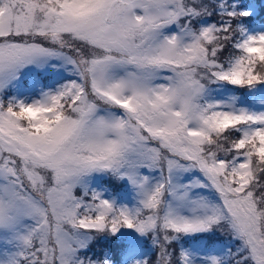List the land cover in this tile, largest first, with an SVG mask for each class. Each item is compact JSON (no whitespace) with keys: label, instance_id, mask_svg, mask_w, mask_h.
I'll return each mask as SVG.
<instances>
[{"label":"snow or ice","instance_id":"obj_1","mask_svg":"<svg viewBox=\"0 0 264 264\" xmlns=\"http://www.w3.org/2000/svg\"><path fill=\"white\" fill-rule=\"evenodd\" d=\"M249 15L233 0H0V264H113L90 250L122 231L138 240L120 264H264ZM214 232L235 247L182 243Z\"/></svg>","mask_w":264,"mask_h":264},{"label":"rangeland","instance_id":"obj_2","mask_svg":"<svg viewBox=\"0 0 264 264\" xmlns=\"http://www.w3.org/2000/svg\"><path fill=\"white\" fill-rule=\"evenodd\" d=\"M233 2L236 5H237L238 2H240L241 4L245 2L244 5H243V8H241V9L245 10V11H248L249 13L256 14L259 11V5H258L257 0H234ZM253 22H256V20H253L251 23H253ZM255 24H258V23H255ZM255 32H264V26H262L260 24L258 29H256L252 33H255ZM61 75H63V73H61ZM68 78H70V77H68ZM217 95L218 96H223L224 92H218ZM241 103L245 104V105H249L250 104L249 101L245 100L243 97H242ZM102 185H108V186H110L112 188V190L114 192H116L115 191L116 183H115V181L111 180L110 178L97 177L95 179V181H94V186L99 187V186H102ZM116 193H118V192H116ZM118 194H119V197H120L121 200H127L128 202H130L132 194H131V192L129 191L128 188L125 191H122L121 193H118ZM120 234L124 235L125 238H127V240L129 242L138 240V237H136V235L134 233H132V232L122 231L118 235H120ZM217 234H220V233L214 232V233H208V234L200 235V236H198L197 239L192 240L191 244L189 246L185 244V242H186L185 239L183 240V242H184L186 247H190L194 252H199V253L214 252V253H216L218 255L223 254L225 252V250L228 249V248L235 247V242L226 233L222 234L224 236V238H220V239L212 242L211 246L208 247L207 244H206V240L208 239L207 235L214 236V235H217ZM188 239H190V238H188ZM142 246L145 249H147L149 247L147 241H144Z\"/></svg>","mask_w":264,"mask_h":264},{"label":"trees","instance_id":"obj_3","mask_svg":"<svg viewBox=\"0 0 264 264\" xmlns=\"http://www.w3.org/2000/svg\"><path fill=\"white\" fill-rule=\"evenodd\" d=\"M258 1L262 2V4L259 7V11L256 14L250 13V15L248 17H243L242 19H243L244 24H249L253 20L264 21V0H258ZM242 6H243V4H241L240 7H242ZM115 186H116L115 191H117L118 189L119 190L123 189L125 184H123V183L117 184L116 183ZM207 237H208V239L206 240V244L208 246H211L212 242H214L220 238H224V236L222 234H217L214 236L207 235ZM197 238H198V236L195 238H191V239L194 240ZM128 243H129V241L127 240V238H125L124 235H117L115 237H100L94 242V245L92 246L90 251L93 255H99L103 250L107 249L108 251H110L112 253L113 264H119L120 252H121V250L124 251V249L128 247ZM187 244H189V243L187 242Z\"/></svg>","mask_w":264,"mask_h":264}]
</instances>
